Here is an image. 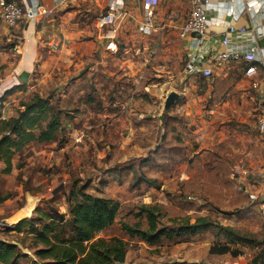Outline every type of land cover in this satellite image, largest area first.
I'll return each instance as SVG.
<instances>
[{
  "label": "rangeland",
  "instance_id": "1",
  "mask_svg": "<svg viewBox=\"0 0 264 264\" xmlns=\"http://www.w3.org/2000/svg\"><path fill=\"white\" fill-rule=\"evenodd\" d=\"M133 9L113 52L105 31L92 29L93 17L79 18L84 33L71 48L74 62L56 71L54 87L46 82L6 101L3 111L10 119L35 96L50 98L61 113L62 131L56 142L31 144L16 154L9 174L0 162V239L20 243L30 227L23 223L14 232L18 221L36 207L66 214L81 190L120 204L116 222L99 237L125 240L123 264H261L256 258L264 253V148L255 130L260 98L239 97L229 84L217 87L216 73L213 81L188 71L177 34L159 19L145 34L142 12ZM171 93L178 99L166 107ZM144 206L159 210L160 227L205 218L255 243L218 237L213 229L148 246L122 229L146 228ZM224 243L229 253H216ZM19 246L26 257L17 264H32L28 241Z\"/></svg>",
  "mask_w": 264,
  "mask_h": 264
},
{
  "label": "crops",
  "instance_id": "2",
  "mask_svg": "<svg viewBox=\"0 0 264 264\" xmlns=\"http://www.w3.org/2000/svg\"><path fill=\"white\" fill-rule=\"evenodd\" d=\"M18 2L28 7L39 3L47 9H53L54 13L52 17L46 18L44 24H40L36 19L26 25L7 28L0 22V78L2 79L0 102L3 107L11 96L28 93L46 82H49L50 88L54 87L52 83L55 81L52 79L55 78L56 71L68 69L69 65L74 62L71 59L74 56L71 48L74 51L77 45H80L76 41L80 40L84 33L77 27L79 18H85L90 14L95 20L107 11L108 4L112 0H66L63 2L61 0H18ZM116 3L119 4L120 0H116ZM128 8H134V13L142 12L143 17L140 1L125 0V16L129 14ZM205 8L207 28L196 45L192 41L199 38L189 35L183 39L178 33L179 27L189 16L190 0H162L156 9L153 21L159 19L168 25V29L173 30L172 34H177L179 41L187 51L188 71L199 76L201 69L210 67L211 79L213 81L218 79L215 82L217 87L232 85L233 91L239 97L256 94L261 104L264 100V0H207ZM74 19L75 23H73ZM91 27L102 32L95 28L94 22ZM242 29H245V32H242ZM56 31L60 37L55 34ZM223 37L229 39L228 48L220 45ZM98 38L102 39V35L100 34ZM106 39L109 43L110 40L107 37ZM54 43H58V52L50 48ZM249 46L258 49V60L254 64L258 74L251 78L245 76L246 64L243 60L227 63L219 61L216 57L217 53L227 50L241 56ZM65 53H68V57ZM193 57L202 60L203 63L199 69H193L195 66L191 61ZM237 65H241V68L238 69ZM22 73L28 74L25 84L19 80ZM215 73L217 74L216 79L213 77ZM212 97H219V94L214 92ZM260 141L263 146L261 138ZM260 201L259 205L263 211V190Z\"/></svg>",
  "mask_w": 264,
  "mask_h": 264
},
{
  "label": "trees",
  "instance_id": "3",
  "mask_svg": "<svg viewBox=\"0 0 264 264\" xmlns=\"http://www.w3.org/2000/svg\"><path fill=\"white\" fill-rule=\"evenodd\" d=\"M21 107L17 117L0 120V162L5 165L4 174L11 172L12 160L16 154L31 144L56 142L62 131L61 113L52 105L50 98L35 96ZM141 211L145 216V229L127 225L122 229L129 237L139 239L148 246L157 245L163 239L174 241L181 235L195 236L213 229L218 230V237L248 246L255 243L254 240H247L248 238L239 236L228 228L214 225L205 218H197L193 224L176 219L170 221L174 224L172 227H160L159 210L144 206ZM119 213V203L81 190L73 195L66 214L36 207L30 218L19 221L12 228L16 232L23 223H28L30 228L21 232L24 237L22 236L20 243L0 239V264H17L22 257H26L19 246L24 241H28L26 249L32 251V264H123L127 255L125 240L120 237H99L101 232L114 225ZM220 246L223 248L216 253H229L226 248L228 244ZM214 252L215 248H210V253ZM256 259L264 264V253Z\"/></svg>",
  "mask_w": 264,
  "mask_h": 264
},
{
  "label": "built area",
  "instance_id": "4",
  "mask_svg": "<svg viewBox=\"0 0 264 264\" xmlns=\"http://www.w3.org/2000/svg\"><path fill=\"white\" fill-rule=\"evenodd\" d=\"M66 0H61V2ZM141 2L143 9V17L140 28L145 34H150L153 30L154 16L156 9L160 5L162 0H138ZM206 2L207 0H190V13L188 18L182 23L178 29L179 37L185 39L187 36L192 33L200 35V38L206 31ZM125 0H120V3H116V0H112L108 4L107 11L100 14L95 18L94 24L95 28L100 31H105L106 37L110 40L107 44V49L110 51L116 50L115 38L119 32V28L125 19ZM54 13L53 9H47L41 4L37 3L34 6H22L18 0H0V22L7 28H15L21 25L29 24L33 20H38L40 24L46 22V18L52 17ZM245 32V29L241 30ZM199 39H194L192 43L197 44ZM220 45L222 47H229L228 37H223L221 39ZM51 50L56 52L58 51V43L51 44ZM216 57L219 61L223 62H234L238 60H243L246 64L245 76L251 78L258 74L257 68L254 65L258 60V49L252 46H249L243 54L240 56L236 52L223 51L216 54ZM192 63L195 65L193 69H199L200 65L203 63L202 60L193 57ZM201 75L204 78L212 77V70L210 67H206L200 70ZM2 79L0 78V83ZM256 88V85H254ZM3 104L0 102V120H6L5 114L3 112ZM255 130L263 141L264 147V100L261 102L258 110V117L255 123ZM264 196V189H263ZM249 198L252 202L257 201V197L253 194L249 195ZM264 217V202H263V211Z\"/></svg>",
  "mask_w": 264,
  "mask_h": 264
},
{
  "label": "water",
  "instance_id": "5",
  "mask_svg": "<svg viewBox=\"0 0 264 264\" xmlns=\"http://www.w3.org/2000/svg\"><path fill=\"white\" fill-rule=\"evenodd\" d=\"M191 37H194V38H200V35L199 34H196V33H192L191 34ZM27 78H28V74L27 73H22L20 76H19V80L25 84L27 83ZM178 99V95L176 93H171L168 97H167V100H166V107H170L173 102L175 100Z\"/></svg>",
  "mask_w": 264,
  "mask_h": 264
},
{
  "label": "bare ground",
  "instance_id": "6",
  "mask_svg": "<svg viewBox=\"0 0 264 264\" xmlns=\"http://www.w3.org/2000/svg\"><path fill=\"white\" fill-rule=\"evenodd\" d=\"M165 108V107H164ZM162 116V115H161Z\"/></svg>",
  "mask_w": 264,
  "mask_h": 264
}]
</instances>
